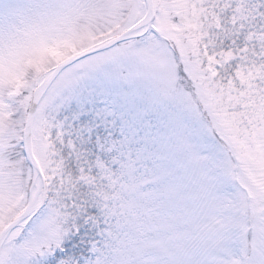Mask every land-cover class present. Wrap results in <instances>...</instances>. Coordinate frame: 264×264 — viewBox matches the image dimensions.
Segmentation results:
<instances>
[{
	"label": "snow or ice",
	"instance_id": "1",
	"mask_svg": "<svg viewBox=\"0 0 264 264\" xmlns=\"http://www.w3.org/2000/svg\"><path fill=\"white\" fill-rule=\"evenodd\" d=\"M254 11L244 0H65L0 14V264H129L124 226L141 205L115 155L126 120L85 84L124 64L151 74L184 127L210 135L208 227L261 243L223 264H264V0ZM221 182L242 190L219 196Z\"/></svg>",
	"mask_w": 264,
	"mask_h": 264
},
{
	"label": "rangeland",
	"instance_id": "2",
	"mask_svg": "<svg viewBox=\"0 0 264 264\" xmlns=\"http://www.w3.org/2000/svg\"><path fill=\"white\" fill-rule=\"evenodd\" d=\"M65 0H0V14L14 5H58ZM253 9L256 0H244ZM44 10V9H42ZM248 16L246 28L258 27V18ZM85 84L106 90L116 98L117 111L125 117L127 139L118 146L120 171L139 189L140 215L124 226L123 237L129 264H223L251 257L260 250V239L249 237L247 245L240 229L217 237L208 227L210 202L206 176L213 142L184 119L176 103L157 86L151 74L136 76L126 64L108 65L91 74ZM117 132L120 131L118 125ZM129 152L131 156H129ZM108 159V157H105ZM217 195L232 197L239 185L221 182Z\"/></svg>",
	"mask_w": 264,
	"mask_h": 264
}]
</instances>
